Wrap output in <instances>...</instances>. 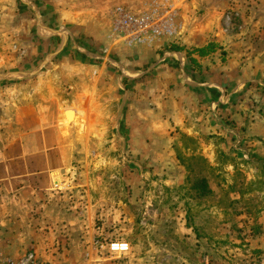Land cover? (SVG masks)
Masks as SVG:
<instances>
[{"label": "rangeland", "instance_id": "1", "mask_svg": "<svg viewBox=\"0 0 264 264\" xmlns=\"http://www.w3.org/2000/svg\"><path fill=\"white\" fill-rule=\"evenodd\" d=\"M46 4L79 31L68 59L58 57L63 48L53 54L34 45ZM127 4L0 0V210L14 212L0 216V238L28 247L22 256L0 255V264H264V156L238 155V141L203 128L197 111L196 136L172 125L161 138L131 136L161 119L146 113L156 106L151 78L177 27L166 0ZM126 16L152 20L139 28ZM234 24L224 18V33L236 32ZM144 59L149 79L138 89L120 90L115 101L91 89L100 69L120 73ZM96 92L104 118L86 103ZM123 97L138 105L136 120L123 117ZM202 181L210 192H201Z\"/></svg>", "mask_w": 264, "mask_h": 264}, {"label": "crops", "instance_id": "2", "mask_svg": "<svg viewBox=\"0 0 264 264\" xmlns=\"http://www.w3.org/2000/svg\"><path fill=\"white\" fill-rule=\"evenodd\" d=\"M119 1L128 2L130 8H142L152 1L163 0ZM166 1L173 5L172 10L176 9L174 19L177 31L175 38L167 41L165 52L156 55V60H159L154 65L157 67L156 76L151 78L154 80L152 102L156 106H149L146 112L152 115L158 113L161 119L148 130L132 129L131 136L161 138L166 133L163 130L165 125L184 126L188 135L196 136L198 129L192 128V118L197 111L203 116V128L210 125L209 128L213 127L211 129L218 136L233 140L234 143L238 141L239 147L234 146L238 155H244L248 151L264 156V92L261 91L264 90V0ZM38 10L42 22L34 29L38 37L34 45L38 44L40 52L53 54H58L63 48L58 57H72L68 52V45H76L74 42L78 39L76 37L79 31L67 30L63 26V16H58V11L50 5L46 4ZM227 10L237 13L234 20L236 32H230V35L223 30ZM82 51L79 54L87 57L94 55L89 49ZM141 62L137 65L138 68L125 67L120 73L100 69L102 80L97 87L91 89H102L114 101L118 100L116 95L120 90H126L132 85L138 89L149 79L144 76L147 71L140 70L142 64H145L143 62L147 61ZM85 84L90 87L92 78ZM97 96L99 93L96 92L92 99L87 98L86 103L97 106L104 118L108 110L106 111V105H100ZM135 103L132 99L126 101L123 97L122 115L125 118L129 114L126 116L127 120H136V113L142 115ZM207 119L209 122L205 121ZM232 126L235 128L234 132H231ZM148 146L158 154L156 145ZM172 154L169 156L175 164L176 157ZM10 184L11 181L7 184L8 187ZM1 194L3 193L0 196ZM0 213L2 217L14 216V212L5 215L3 209ZM69 213L68 216L75 217L73 213ZM6 229L8 235L15 232L14 227L7 226ZM27 248H22L20 241L7 239L4 242L0 238L2 256L9 253L22 256Z\"/></svg>", "mask_w": 264, "mask_h": 264}, {"label": "built area", "instance_id": "3", "mask_svg": "<svg viewBox=\"0 0 264 264\" xmlns=\"http://www.w3.org/2000/svg\"><path fill=\"white\" fill-rule=\"evenodd\" d=\"M236 17H237V13H235L233 11H228L226 13V16H225L226 25L227 26L232 25V22L235 20ZM125 19L129 20V22L131 24L135 23L134 26L135 27L139 26V28H143V27L148 26L149 24H151V20H152L151 17H149V16H144V17H140V18H137V19H133L132 17L126 16ZM154 32H155L156 35L158 33H160L158 28H154ZM171 34H172V32H171ZM113 248H114L113 250L118 251L119 248H122V247L117 244V245H114Z\"/></svg>", "mask_w": 264, "mask_h": 264}, {"label": "trees", "instance_id": "4", "mask_svg": "<svg viewBox=\"0 0 264 264\" xmlns=\"http://www.w3.org/2000/svg\"><path fill=\"white\" fill-rule=\"evenodd\" d=\"M203 52V51H202ZM200 188H201V192L203 193V192H210L209 190H208V185H207V183H206V181H202V183L200 184Z\"/></svg>", "mask_w": 264, "mask_h": 264}]
</instances>
